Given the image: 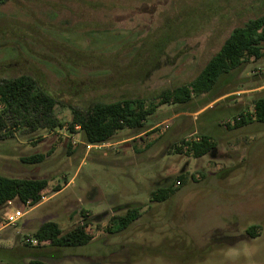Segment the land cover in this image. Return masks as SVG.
I'll return each mask as SVG.
<instances>
[{
  "label": "rangeland",
  "instance_id": "1",
  "mask_svg": "<svg viewBox=\"0 0 264 264\" xmlns=\"http://www.w3.org/2000/svg\"><path fill=\"white\" fill-rule=\"evenodd\" d=\"M261 14L264 0L0 3V80L35 79L56 99L49 119L62 124L48 126L41 110L25 114L30 123L5 115L0 174L44 177L49 193H57L15 226L3 225L0 209V264H29L33 257L49 264H264V124L224 125L264 96V54L246 58L188 103L159 106L141 134L120 129L103 146L86 149L80 131L68 128L72 108L189 81L232 28ZM201 132L215 142L212 153L176 152L181 139ZM34 153L43 160L21 161ZM169 184L178 190L151 200L153 189ZM131 205H139L140 216L120 232H107L110 217ZM80 209L96 216L88 244L22 242L46 220L72 228ZM251 224L259 226L255 237L245 232Z\"/></svg>",
  "mask_w": 264,
  "mask_h": 264
},
{
  "label": "trees",
  "instance_id": "2",
  "mask_svg": "<svg viewBox=\"0 0 264 264\" xmlns=\"http://www.w3.org/2000/svg\"><path fill=\"white\" fill-rule=\"evenodd\" d=\"M4 0H0V3ZM264 54V14L248 19L243 24L232 28L222 41L218 49L212 54L187 82L163 88L157 93L142 96H123L110 101L94 100L84 109L72 108L68 128L72 131L79 126V131L86 144H103L110 140L120 129L127 128L136 135L145 132V122L156 109L163 104H185L193 95L208 93L217 83L218 79L232 70L238 69L246 58L258 59ZM56 104V99L44 91L36 80L27 74H19L0 80V138L4 136L2 129L5 127L6 113L15 114L25 122L30 123L25 114L29 110H41L46 115L44 121L50 127L55 123L49 119L48 114ZM37 118L34 119L36 121ZM230 121L224 123L227 128H238L251 123L264 124V96H259L252 101L251 112H238ZM34 128V124H30ZM197 137L198 140L194 138ZM190 139H181L175 146L176 152H185L194 158L212 153L215 142L208 134L201 132ZM44 155L34 153L21 158L28 163H39ZM179 182L184 179L183 174L176 176ZM48 183L47 178H17L0 174V208L8 200L23 203L31 200L36 204L39 194ZM178 188L172 185L159 186L150 192L151 200L161 202L174 194ZM139 205L128 206L123 212L110 217L105 230L117 233L126 229L140 216ZM82 223H77L72 228L63 231L57 222L46 220L41 222L33 232V237L55 247H79L88 244L93 238V232L87 229L96 216H91L86 210L80 209ZM94 217V218H93ZM257 224L245 228L250 237L257 236ZM28 246L27 244H24ZM39 247V246H34ZM121 263V262H116ZM4 264H15L6 262ZM29 264H49L48 262L33 257Z\"/></svg>",
  "mask_w": 264,
  "mask_h": 264
},
{
  "label": "built area",
  "instance_id": "3",
  "mask_svg": "<svg viewBox=\"0 0 264 264\" xmlns=\"http://www.w3.org/2000/svg\"><path fill=\"white\" fill-rule=\"evenodd\" d=\"M75 129H79V126H75ZM195 137V136H194ZM195 140H198L197 137L194 138ZM105 143L103 144H97V145H93V144H86L85 147L86 149H90L94 146H103ZM51 187H49L48 183L46 185V187L44 189H42L40 191L39 194V199L37 201L36 204H33L31 200H26L21 204V208L20 207H16L13 205V200H8L6 202V204L1 207L0 209H3V213H2V220H3V225L5 226H15L17 224V222L19 220H21L27 213H29L33 208L47 202L54 194L57 193V191L53 192V193H49L51 192ZM79 223H82V220H80ZM91 225L87 226V229L90 227ZM22 242L24 244H27L29 246H40L43 243H46L44 241H39L36 238L29 236V235H23L22 236Z\"/></svg>",
  "mask_w": 264,
  "mask_h": 264
},
{
  "label": "crops",
  "instance_id": "4",
  "mask_svg": "<svg viewBox=\"0 0 264 264\" xmlns=\"http://www.w3.org/2000/svg\"><path fill=\"white\" fill-rule=\"evenodd\" d=\"M39 225V224H38ZM23 229V228H22ZM8 248H10V247H8ZM8 262V261H7ZM4 263H6V262H2L1 264H4ZM110 264H118V263H110Z\"/></svg>",
  "mask_w": 264,
  "mask_h": 264
}]
</instances>
